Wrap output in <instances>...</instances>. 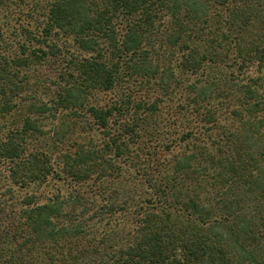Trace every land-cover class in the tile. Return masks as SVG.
<instances>
[{
	"label": "trees",
	"instance_id": "trees-1",
	"mask_svg": "<svg viewBox=\"0 0 264 264\" xmlns=\"http://www.w3.org/2000/svg\"><path fill=\"white\" fill-rule=\"evenodd\" d=\"M0 264H264V0H0Z\"/></svg>",
	"mask_w": 264,
	"mask_h": 264
},
{
	"label": "rangeland",
	"instance_id": "rangeland-1",
	"mask_svg": "<svg viewBox=\"0 0 264 264\" xmlns=\"http://www.w3.org/2000/svg\"><path fill=\"white\" fill-rule=\"evenodd\" d=\"M177 96H178V94H174V96L172 97V100L173 101L176 100ZM161 119L163 122L167 118H166V116H161ZM97 135L100 136V133L97 132ZM99 136H97V137H99ZM53 142L54 141L52 139V134L48 135L46 138L42 137L40 140V143H42L43 146H46V149L53 150L54 154L52 153V155L55 157V156H57L58 153L62 152V150H63V148H65V146L56 145V148H54L55 144ZM59 149H60V152H58ZM30 189H27V191L23 190V192H21V194H20V197L25 196L26 193L29 191L30 192L33 191V192H37V193H40L41 191H43L46 193L49 192L50 194L56 193L58 191H62L64 194H67V191H69L67 189L66 185L63 184V181L58 180L57 177H55V176L50 177L49 180H47L44 184L39 186L38 189L37 188H30ZM85 190H88V188L86 187Z\"/></svg>",
	"mask_w": 264,
	"mask_h": 264
}]
</instances>
